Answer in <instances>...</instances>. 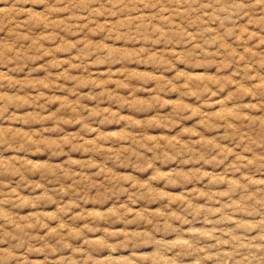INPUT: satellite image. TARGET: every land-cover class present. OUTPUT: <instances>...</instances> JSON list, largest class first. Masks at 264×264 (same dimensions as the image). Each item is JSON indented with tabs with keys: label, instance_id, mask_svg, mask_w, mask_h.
Wrapping results in <instances>:
<instances>
[{
	"label": "clouds",
	"instance_id": "obj_1",
	"mask_svg": "<svg viewBox=\"0 0 264 264\" xmlns=\"http://www.w3.org/2000/svg\"><path fill=\"white\" fill-rule=\"evenodd\" d=\"M0 264H264V0H0Z\"/></svg>",
	"mask_w": 264,
	"mask_h": 264
},
{
	"label": "rangeland",
	"instance_id": "obj_2",
	"mask_svg": "<svg viewBox=\"0 0 264 264\" xmlns=\"http://www.w3.org/2000/svg\"><path fill=\"white\" fill-rule=\"evenodd\" d=\"M44 47L47 48V47H49V45H48V44H44ZM60 58L63 59L64 57H60ZM73 74L75 75V74H77V73H73Z\"/></svg>",
	"mask_w": 264,
	"mask_h": 264
}]
</instances>
